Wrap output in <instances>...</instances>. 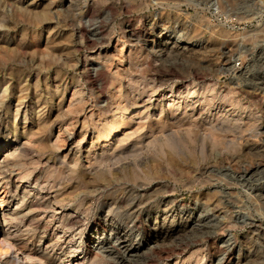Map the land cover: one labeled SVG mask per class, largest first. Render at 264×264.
I'll list each match as a JSON object with an SVG mask.
<instances>
[{
    "label": "rangeland",
    "instance_id": "obj_1",
    "mask_svg": "<svg viewBox=\"0 0 264 264\" xmlns=\"http://www.w3.org/2000/svg\"><path fill=\"white\" fill-rule=\"evenodd\" d=\"M0 198L37 264H264V0H0Z\"/></svg>",
    "mask_w": 264,
    "mask_h": 264
},
{
    "label": "bare ground",
    "instance_id": "obj_2",
    "mask_svg": "<svg viewBox=\"0 0 264 264\" xmlns=\"http://www.w3.org/2000/svg\"><path fill=\"white\" fill-rule=\"evenodd\" d=\"M126 32L130 38L129 39L130 42H133V43H135V42L139 43L146 36L145 31H141V30L134 28V27H131V26H128V29H126ZM167 45L168 46L171 45V47L170 48L166 47ZM173 49L174 50H180L182 48L180 45H177L175 43L171 44V39H169V40H167V42L165 43L164 47L161 49L160 52H161V54H163L169 50L172 51ZM98 91H100V90H98ZM115 115H116L115 121H116V123H117V121L119 123V124L117 123L118 126L115 125L114 126L115 128L113 127L114 129H112V131L108 134V136L110 135V138H107L105 136L106 138H102L99 140V141H104L107 146L114 145V143L118 139L119 135L124 134L123 132L126 131V129H128L130 122L133 121L132 119L137 118L139 116V114L137 113V110H135V109L131 110V111L127 110L124 113H122V112H120L118 114L115 113ZM126 120H129V121H126ZM103 132H105V131H103ZM6 145H8V143L4 144V146H6ZM188 211L189 210L187 208L182 209V214H186ZM15 218H16V214L14 215L12 212H9L8 210H6L5 207L3 206L2 199L0 198V255L5 256L7 254H10L11 255L10 258L15 260L17 264H37L35 261L37 256L35 254H37L38 252L35 250H31V249L25 250L23 245H20L21 243L19 244V242L17 240H13V236L16 234V231H17L16 226L12 222V220H14ZM165 221H166V219L164 217V218H162V221L160 223L157 221L153 222V224L151 225V230H150L152 232V237L150 238L151 241L152 240H153V242L160 241V243H161V240H166V239L170 238L171 236H173V238H174V233H175L176 229L172 228L173 226H171V225L167 226ZM177 232H178V230H177ZM25 246H27V245H25ZM115 247L116 246L114 245V248ZM88 249H89V251H91L93 249L92 241H90V243L88 245ZM165 250H166L165 253H167V254L172 253L174 251L172 248L171 249L166 248ZM129 252H132V249L126 250V256L131 254ZM225 255H226V259L228 260L229 258H231V251L228 250ZM259 260H261V259H259ZM247 261H248L247 257L246 258L242 257L241 260L239 259V262L237 264H242V263L244 264ZM53 263H55V262H53ZM53 263L51 262L50 264H53ZM175 264H177V263H175ZM246 264H248V263H246Z\"/></svg>",
    "mask_w": 264,
    "mask_h": 264
},
{
    "label": "built area",
    "instance_id": "obj_3",
    "mask_svg": "<svg viewBox=\"0 0 264 264\" xmlns=\"http://www.w3.org/2000/svg\"><path fill=\"white\" fill-rule=\"evenodd\" d=\"M235 67H236L237 69H239V68H240V63H239V62L236 63V64H235Z\"/></svg>",
    "mask_w": 264,
    "mask_h": 264
}]
</instances>
